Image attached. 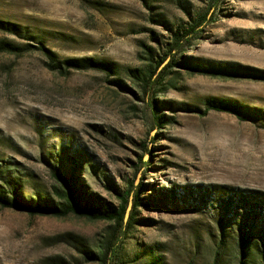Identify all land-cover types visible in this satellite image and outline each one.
I'll return each mask as SVG.
<instances>
[{
  "label": "rangeland",
  "instance_id": "rangeland-1",
  "mask_svg": "<svg viewBox=\"0 0 264 264\" xmlns=\"http://www.w3.org/2000/svg\"><path fill=\"white\" fill-rule=\"evenodd\" d=\"M211 4L0 0V22L16 31L0 28V41L20 48L0 52V169L21 178L26 199L52 198L55 165L112 203L128 181H142L135 219L145 225L135 224L122 241L118 264H239L249 240L264 251L250 237L263 234L262 215L245 220L243 204L220 190L264 193V118L255 115H264V78L190 74L182 66L264 76V0H218L214 10ZM207 10L214 11L209 24L158 87L160 113L171 120L157 130L126 70L150 63L149 50L158 60L171 33ZM40 43L58 60L91 57L117 74L52 72L32 49ZM214 99L247 111L240 119L217 112L209 109ZM139 158L150 161L147 171L136 172ZM110 229L103 221L0 208V264H97L83 252H97ZM250 253V264H261L262 256Z\"/></svg>",
  "mask_w": 264,
  "mask_h": 264
},
{
  "label": "trees",
  "instance_id": "trees-1",
  "mask_svg": "<svg viewBox=\"0 0 264 264\" xmlns=\"http://www.w3.org/2000/svg\"><path fill=\"white\" fill-rule=\"evenodd\" d=\"M217 1L218 0H212V4L210 5L211 9H215ZM213 14L214 11L211 13L210 10H207L196 19L190 21L184 29H176V31L172 32L169 42H166L163 47L164 53L162 56H159L158 60L155 61V59H153L151 55L152 52L149 50L147 53L150 63H147L143 69L126 70L131 79V87L135 88L145 97L142 102L144 103V107L149 110L153 126L157 130L163 129L170 123L169 120H171L170 118L166 120L163 114L160 113L158 100L156 98L157 93H159L158 87L161 85L167 73L172 71L173 68L179 67L176 57L182 52L184 46L189 45L194 39L198 38L199 34H201L203 29L209 24ZM0 28L16 32L15 27L8 23L0 22ZM30 47L31 46L28 45L26 49ZM32 49L44 54L47 58V68L62 76L68 75L71 71L88 70L104 73L107 76L117 74L115 66L109 62L96 60L91 57L58 60L56 55L46 49L41 43L38 46H33ZM17 51H20V48L14 43L0 41V52L16 53ZM167 58L168 62L159 69ZM182 66H184L190 74L197 73L221 78H264V76L258 74L248 73L243 75L237 72L201 71L188 65ZM113 82H115L118 87L122 86L119 81ZM125 90L131 92L126 86ZM209 109L230 114L239 119L242 118V115L247 111L246 107L237 102H226L217 99L210 102ZM255 115L264 118V115H259V113ZM141 148L145 153L151 154L148 147L142 146ZM64 158H66L64 155L59 157V159ZM149 165L150 161H143V158H139L135 170L136 172L140 169L147 171L150 168ZM49 173L51 181L49 194L52 198L37 197L35 199H26L22 195L21 178L18 176L14 177L13 174L8 171L0 169V208L21 212L29 217H75L90 222L103 221L109 223L111 229L108 233V238H106L105 242L100 246V249L97 252L94 251V253L84 251L83 254L89 262L97 264H118L122 241L135 224L145 225L138 223L135 219L136 212L142 204L140 203V194L143 191L142 181L138 185H135L134 181H128L123 186V190L116 191L117 203H112L100 199L96 194L88 191L86 187L77 180L75 174L70 175L60 171L59 167L56 165L53 167L50 166ZM220 190L226 196V200L233 202V200L237 199L239 204H243L240 208L244 212L245 220H248L250 216L259 217L262 215L264 218V193L259 191L244 192L242 190H232L224 187H221ZM129 204L130 210L127 212ZM126 213L127 218L125 219ZM262 230L264 231V229ZM242 232L244 234L246 233L245 237H247V231L241 230V234ZM250 237H254L258 245L262 242L264 244V232L262 235L253 234ZM250 241L252 240L248 242ZM247 243L245 242L247 246L243 244L244 247L239 252V264L251 263L252 255L250 250L253 251L254 254L259 253L260 257L262 256L260 263L264 264V251L261 253L256 248L251 247L253 243ZM255 256L257 258V255ZM154 263L158 264V262L155 261Z\"/></svg>",
  "mask_w": 264,
  "mask_h": 264
},
{
  "label": "water",
  "instance_id": "water-1",
  "mask_svg": "<svg viewBox=\"0 0 264 264\" xmlns=\"http://www.w3.org/2000/svg\"><path fill=\"white\" fill-rule=\"evenodd\" d=\"M143 159H145V158H143ZM130 210V204H129V206H128V208H127V212ZM127 218V213H126V216H125V219Z\"/></svg>",
  "mask_w": 264,
  "mask_h": 264
}]
</instances>
